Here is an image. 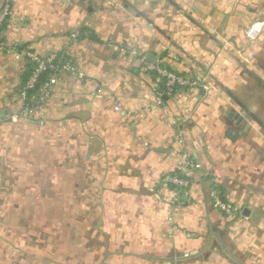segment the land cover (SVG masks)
Listing matches in <instances>:
<instances>
[{
	"label": "crops",
	"instance_id": "crops-1",
	"mask_svg": "<svg viewBox=\"0 0 264 264\" xmlns=\"http://www.w3.org/2000/svg\"><path fill=\"white\" fill-rule=\"evenodd\" d=\"M4 4L0 264H264V0ZM22 49L72 65L32 116Z\"/></svg>",
	"mask_w": 264,
	"mask_h": 264
},
{
	"label": "built area",
	"instance_id": "built-area-1",
	"mask_svg": "<svg viewBox=\"0 0 264 264\" xmlns=\"http://www.w3.org/2000/svg\"><path fill=\"white\" fill-rule=\"evenodd\" d=\"M8 8V4H4L0 9V32L7 18ZM0 48L6 49L1 37ZM18 55L25 58L30 69L25 81L18 90L22 98L30 100L25 104L22 112L27 116H32L38 104L52 92L55 76L62 71L72 70V65L69 62L59 64V58L53 53L40 55L29 49H22ZM141 61L145 64V69L156 72L163 79V89L162 92L157 91L158 95L171 94L178 88L203 86L201 80L195 76L179 74L165 66L146 63L143 58H141ZM182 157L183 160L178 166V170L167 174L164 181L175 187L187 189L190 183L189 172L196 166L188 160L185 154ZM209 197L212 205L223 214H235L236 206L222 196L217 186L212 185L209 188Z\"/></svg>",
	"mask_w": 264,
	"mask_h": 264
},
{
	"label": "water",
	"instance_id": "water-1",
	"mask_svg": "<svg viewBox=\"0 0 264 264\" xmlns=\"http://www.w3.org/2000/svg\"><path fill=\"white\" fill-rule=\"evenodd\" d=\"M149 57V55H147V58ZM241 106V108H243V106L242 105H240ZM243 110H245L246 111V109H243ZM234 117H235V119H239V116H238V114H235L234 115Z\"/></svg>",
	"mask_w": 264,
	"mask_h": 264
},
{
	"label": "trees",
	"instance_id": "trees-1",
	"mask_svg": "<svg viewBox=\"0 0 264 264\" xmlns=\"http://www.w3.org/2000/svg\"><path fill=\"white\" fill-rule=\"evenodd\" d=\"M29 70H30V69H29V67H28L27 75H28V73H29ZM25 79H26V78H25Z\"/></svg>",
	"mask_w": 264,
	"mask_h": 264
}]
</instances>
